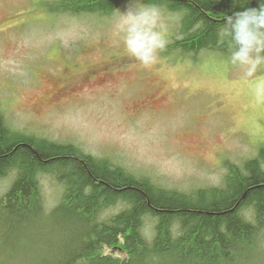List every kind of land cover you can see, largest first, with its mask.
Here are the masks:
<instances>
[{
	"label": "rangeland",
	"instance_id": "1",
	"mask_svg": "<svg viewBox=\"0 0 264 264\" xmlns=\"http://www.w3.org/2000/svg\"><path fill=\"white\" fill-rule=\"evenodd\" d=\"M130 3L102 16H52L44 0H0V112L12 129L73 143L167 188L222 185L228 161L242 163L264 144V99L255 92L264 66L246 77L215 52L162 51L144 68L117 30ZM160 10L169 45L181 16ZM13 180L0 179V197ZM42 190L51 209L61 187L43 176ZM6 260L0 253L2 264H37Z\"/></svg>",
	"mask_w": 264,
	"mask_h": 264
},
{
	"label": "trees",
	"instance_id": "2",
	"mask_svg": "<svg viewBox=\"0 0 264 264\" xmlns=\"http://www.w3.org/2000/svg\"><path fill=\"white\" fill-rule=\"evenodd\" d=\"M124 1L44 3L52 16H102ZM144 3L181 16L177 35L163 52L193 58L209 52L226 56L217 28L227 15L259 6V0ZM261 145L242 163L227 162L222 185L185 192L73 143L12 129L0 112V179L14 176L0 197V253L6 261L37 264H264ZM43 176L62 191L51 209L45 204ZM106 247L123 255L106 253Z\"/></svg>",
	"mask_w": 264,
	"mask_h": 264
},
{
	"label": "clouds",
	"instance_id": "3",
	"mask_svg": "<svg viewBox=\"0 0 264 264\" xmlns=\"http://www.w3.org/2000/svg\"><path fill=\"white\" fill-rule=\"evenodd\" d=\"M120 10L117 30L126 53L144 68L158 62L169 43L168 25L160 8L144 0H131ZM217 43L225 49L227 62L252 77L264 66V0L258 7L245 8L227 15L216 31ZM258 99H264V80L255 82Z\"/></svg>",
	"mask_w": 264,
	"mask_h": 264
},
{
	"label": "flooded vegetation",
	"instance_id": "4",
	"mask_svg": "<svg viewBox=\"0 0 264 264\" xmlns=\"http://www.w3.org/2000/svg\"><path fill=\"white\" fill-rule=\"evenodd\" d=\"M114 66H110V67H108V68H104V69H102V67L101 68H98L99 70H102V71H104V72H106V71H109L111 68H113ZM89 79H90V77H88ZM73 87V86H72Z\"/></svg>",
	"mask_w": 264,
	"mask_h": 264
}]
</instances>
